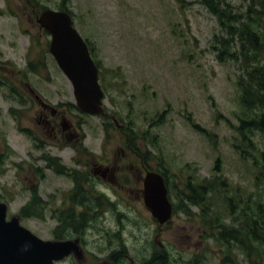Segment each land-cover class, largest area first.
<instances>
[{
	"label": "rangeland",
	"instance_id": "rangeland-1",
	"mask_svg": "<svg viewBox=\"0 0 264 264\" xmlns=\"http://www.w3.org/2000/svg\"><path fill=\"white\" fill-rule=\"evenodd\" d=\"M208 1L234 35L204 0H0L1 201L42 240L81 238L66 264H264V0ZM43 9L86 41L101 115L77 108ZM147 170L165 179L164 225Z\"/></svg>",
	"mask_w": 264,
	"mask_h": 264
},
{
	"label": "water",
	"instance_id": "water-1",
	"mask_svg": "<svg viewBox=\"0 0 264 264\" xmlns=\"http://www.w3.org/2000/svg\"><path fill=\"white\" fill-rule=\"evenodd\" d=\"M37 23L49 33V52L58 68L70 82L77 108L88 115L102 113L103 92L98 82V70L88 47L73 25L70 15L63 11L44 9ZM144 206L160 225L172 214L164 178L147 171L142 180ZM6 207L0 203V264H51L72 250L69 243L44 242L17 219L5 220Z\"/></svg>",
	"mask_w": 264,
	"mask_h": 264
},
{
	"label": "trees",
	"instance_id": "trees-1",
	"mask_svg": "<svg viewBox=\"0 0 264 264\" xmlns=\"http://www.w3.org/2000/svg\"><path fill=\"white\" fill-rule=\"evenodd\" d=\"M177 1V0H176ZM204 3L205 4H209L210 5V12L212 13V14H214V15H216L217 16V18H218V20H219V24L221 25V26H223V28L226 30V29H228L229 28V24L228 25H224L223 24V17H224V15H225V12L224 11H222V10H224V9H222L221 11L219 10V7H218V5L217 4H215V5H211L210 3H209V1L208 0H204ZM61 10V9H60ZM61 11H63V10H61ZM66 12V11H65ZM68 13V12H67ZM69 14V13H68ZM70 15V14H69ZM230 15V14H229ZM71 16V15H70ZM236 31H233V28L232 27H230L229 28V34L230 35H234L233 33H235ZM253 31H250V30H247V29H245V27H242V29L239 31V35H240V39H241V49H240V56L242 57V58H244V59H247V57L249 58V48H252L253 50H256V48H257V44H253L254 45V47L253 46H251L252 45V43H253V41H255L256 43H257V39H256V37H255V35L252 33ZM228 56H231V55H228ZM254 62H255V64H258V61H252V63L254 64ZM96 67H98L97 65H95ZM261 67V66H260ZM250 68H252V69H255V67L253 68V67H251V65L250 66H246L245 65V71H246V76H247V80H248V82L250 83L253 79H254V77L252 76V72H250V71H248V69H250ZM244 82H241L240 83V88H242V89H244V85H242ZM246 85V84H245ZM259 125H261L262 127L264 126V118H262L261 120H260V122H259ZM148 171H151V170H148ZM154 172H156V171H154ZM157 173H159V172H157ZM161 174V173H160ZM162 175V174H161ZM163 176V175H162ZM164 177V176H163ZM188 189H189V191H190V193L191 194H193L194 195V199H191L190 197V201L191 202H193L195 205L196 204H199V202L200 201H202V197H204V196H206V192H199V191H197V193H195L194 192V190L190 187V186H188ZM198 196H201V197H198ZM254 233V232H253ZM222 236H224V234L222 235Z\"/></svg>",
	"mask_w": 264,
	"mask_h": 264
},
{
	"label": "flooded vegetation",
	"instance_id": "flooded-vegetation-1",
	"mask_svg": "<svg viewBox=\"0 0 264 264\" xmlns=\"http://www.w3.org/2000/svg\"><path fill=\"white\" fill-rule=\"evenodd\" d=\"M105 171H107V170H103V172H105ZM96 172H100V170H97ZM103 172H101V174H103ZM101 177L103 178V175H101ZM68 242H69V246L72 249L69 252V254L67 256H63V258H61L60 260H52L51 264H66V261H69L72 258H75L78 255V252L80 254L85 253V251L82 249V246H81V242H82L81 238H79V237L75 238L74 243L72 241H68Z\"/></svg>",
	"mask_w": 264,
	"mask_h": 264
}]
</instances>
